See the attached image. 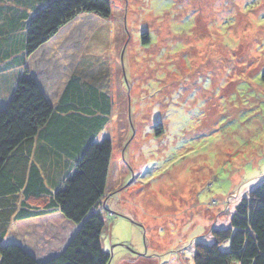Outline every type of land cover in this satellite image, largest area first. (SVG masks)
Masks as SVG:
<instances>
[{"label": "rangeland", "instance_id": "1", "mask_svg": "<svg viewBox=\"0 0 264 264\" xmlns=\"http://www.w3.org/2000/svg\"><path fill=\"white\" fill-rule=\"evenodd\" d=\"M111 5L66 35L114 101L103 247L110 264H194L264 180V0Z\"/></svg>", "mask_w": 264, "mask_h": 264}, {"label": "trees", "instance_id": "2", "mask_svg": "<svg viewBox=\"0 0 264 264\" xmlns=\"http://www.w3.org/2000/svg\"><path fill=\"white\" fill-rule=\"evenodd\" d=\"M81 14L108 20L111 0H0V60L21 50L31 56ZM113 108L109 91L81 76L69 80L57 105L28 72L18 79L0 110V264H110L101 202L113 144L101 134ZM56 212L75 226L60 251L41 259L6 242L12 223ZM193 260L264 264V180L240 200L227 226L196 242Z\"/></svg>", "mask_w": 264, "mask_h": 264}, {"label": "crops", "instance_id": "3", "mask_svg": "<svg viewBox=\"0 0 264 264\" xmlns=\"http://www.w3.org/2000/svg\"><path fill=\"white\" fill-rule=\"evenodd\" d=\"M75 20L63 26L51 40L31 56L25 55L21 50L17 54L11 52L10 56L0 60V110L9 103L18 79L26 72L37 81L53 105L58 104L67 83L73 76H81L85 81L90 82L89 75H95L96 71L93 73L94 64L89 57L90 54L87 53L88 50L85 49V42L81 41V36L78 35L73 39L74 45L71 49V41L66 38ZM63 38L67 43L65 46L61 45ZM9 59H16L17 63ZM74 229L75 226L71 222L56 212L36 219L12 223L7 237L14 235L18 241L12 243L19 244L43 259L60 251L73 235Z\"/></svg>", "mask_w": 264, "mask_h": 264}, {"label": "water", "instance_id": "4", "mask_svg": "<svg viewBox=\"0 0 264 264\" xmlns=\"http://www.w3.org/2000/svg\"><path fill=\"white\" fill-rule=\"evenodd\" d=\"M11 244H16V245H19V244H17V243H11Z\"/></svg>", "mask_w": 264, "mask_h": 264}]
</instances>
